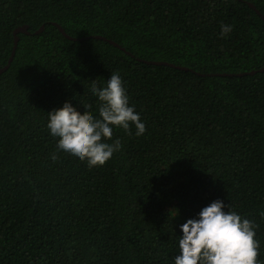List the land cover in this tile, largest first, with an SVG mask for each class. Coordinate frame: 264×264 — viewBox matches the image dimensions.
<instances>
[{
  "label": "trees",
  "instance_id": "1",
  "mask_svg": "<svg viewBox=\"0 0 264 264\" xmlns=\"http://www.w3.org/2000/svg\"><path fill=\"white\" fill-rule=\"evenodd\" d=\"M9 63L0 264H174L180 225L217 199L255 223L264 262V0H0ZM112 72L146 132L114 129L122 149L89 167L56 149L48 112L95 115Z\"/></svg>",
  "mask_w": 264,
  "mask_h": 264
},
{
  "label": "clouds",
  "instance_id": "2",
  "mask_svg": "<svg viewBox=\"0 0 264 264\" xmlns=\"http://www.w3.org/2000/svg\"><path fill=\"white\" fill-rule=\"evenodd\" d=\"M220 27L222 38L233 30L229 24ZM91 95L98 104L95 115L87 104H83L81 114L71 101H65L62 107L48 112L46 127L57 138L58 151L89 167H100L122 149L120 139H113L114 129L131 134L134 126L135 135L140 137L145 134L146 125L135 105L130 104L119 72H112L105 84L93 81ZM174 210L170 212L176 218L179 210ZM180 230L179 254L174 264H264L258 259L260 242L256 239L255 223L231 210L230 204L221 199L203 207L196 218L187 219Z\"/></svg>",
  "mask_w": 264,
  "mask_h": 264
},
{
  "label": "water",
  "instance_id": "3",
  "mask_svg": "<svg viewBox=\"0 0 264 264\" xmlns=\"http://www.w3.org/2000/svg\"><path fill=\"white\" fill-rule=\"evenodd\" d=\"M251 7H253L254 9H256L255 7H254V5H250ZM58 28H59V30H60V32L67 38V39H69V40H71V41H82L81 39H75V38H72V37H70V36H68L66 33H65V31L62 29V27L61 26H59L58 25ZM44 29V26L40 29L41 31ZM20 33H23V34H29V31H28V27H21V28H19V29H17L16 30V32H15V34H16V36H17V34H20ZM39 33V31L36 33V34H38ZM97 39H102V40H105V41H107L106 39H104V38H101V37H97ZM18 41H19V39H18V37H16V40H15V46H14V52H13V54H12V57H11V59H10V61H12V59H13V57H14V55H15V51H16V49H17V46H18ZM110 42V44H112V45H114V46H116V47H120L117 43H115V42H113V41H109ZM151 64H158V65H161L162 63H151ZM165 65H168V64H165ZM169 66H171V67H173L172 65H169ZM9 67H10V63L7 65V66H5L3 69H1L0 70V76L4 73V72H6L8 69H9ZM183 70H186V69H183ZM264 71V70H263ZM250 74H255V72H251ZM223 76H227V75H223Z\"/></svg>",
  "mask_w": 264,
  "mask_h": 264
}]
</instances>
